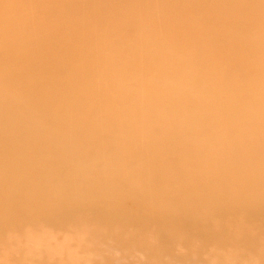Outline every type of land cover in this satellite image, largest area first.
Returning a JSON list of instances; mask_svg holds the SVG:
<instances>
[{"label":"bare ground","instance_id":"obj_1","mask_svg":"<svg viewBox=\"0 0 264 264\" xmlns=\"http://www.w3.org/2000/svg\"><path fill=\"white\" fill-rule=\"evenodd\" d=\"M252 1L0 0V218L8 217L13 200L21 206L32 204L36 213L60 212L67 217L87 204L96 206V194H81L80 188L95 183L97 174L92 168L100 163L101 154L111 149L113 156L124 154L127 162L136 163L147 159L149 166L160 157L162 163L153 170L155 174L166 167L164 158L174 157L176 163L171 164L183 165L181 173L186 174L172 192L176 205L193 200L191 194L180 191L184 183L232 162V151L219 159L214 157L208 141L213 136L220 140L230 133L237 139L240 144L232 146L233 153L247 165L243 173L239 169L234 176L238 183L254 180L255 172L259 174L264 168V154H253L261 136H249L258 133L264 118L243 119L236 115L234 100L229 102L223 95H241L236 90L240 71L232 67L234 62L227 53L237 50L244 57H261L264 52V20H260L264 19V9L254 8ZM255 20L263 26L245 31V25ZM68 21L71 28L66 31L61 25ZM219 39L226 45H219ZM196 42L211 52L204 57L206 65L189 63L195 58L191 46ZM54 54L57 56L52 58ZM53 62L58 63L54 66ZM55 68L65 69V75ZM216 69L226 72V77L219 80L214 75ZM246 71H250L246 91L264 102V69L249 65ZM200 80L204 81L202 91L193 94V85ZM197 101L205 106H230L232 110L214 107L213 111H199ZM127 109L132 111L125 118L122 114ZM166 112L176 115L173 125L166 124ZM149 120L162 135L139 137L136 147L135 131L141 123L148 129ZM217 122L220 128L206 130L207 125ZM114 131H127L133 141L118 138L112 145L100 141L108 140ZM51 134L58 136L51 138ZM143 144L151 153L149 158L141 156ZM245 145L249 150L243 156ZM44 155L55 162L72 160L53 165L43 160ZM201 155L204 159L196 162V158H203ZM210 165L213 168L209 169ZM133 173L130 180L118 179L123 188L97 193L105 206L127 204L131 195L127 187L140 191L138 177L142 171ZM58 177L68 181L65 190L41 181ZM175 179H168L164 185ZM78 182L80 187L75 190L73 184ZM257 189L259 194L264 191ZM139 195L132 194L135 198ZM159 197L156 190L149 200L158 203ZM53 198L60 199L59 206L52 205ZM162 208L159 204L154 212ZM222 211L231 214L234 210L228 204ZM100 218H95L94 227L101 225ZM260 218L264 229V218ZM176 220L179 231L193 240L186 225L197 229L200 220ZM214 241L225 244L221 246L229 243ZM246 246L258 250L251 244Z\"/></svg>","mask_w":264,"mask_h":264},{"label":"rangeland","instance_id":"obj_2","mask_svg":"<svg viewBox=\"0 0 264 264\" xmlns=\"http://www.w3.org/2000/svg\"><path fill=\"white\" fill-rule=\"evenodd\" d=\"M252 5L254 8L264 9L263 1L254 0ZM258 21L246 24L245 31L263 26ZM61 26L67 31L71 28V23L68 21ZM218 44L225 46L226 42L219 39ZM191 49L195 58L190 59L189 63L198 66L206 65L207 60L204 57L211 52L200 47L197 42L192 44ZM261 55V57H244L237 50L227 53L229 61L234 62L235 67H232L240 71L237 72L236 90L240 91L241 95L231 97L224 92L223 95L229 102L234 100L236 115H241L243 119L249 118L257 121L259 118H264V102H258L260 99H256L253 93L246 91L250 74V71L246 70L249 65H257L260 69H264V52ZM55 56L57 54H54L52 58ZM56 63L58 62H53L54 66ZM198 68L202 67L194 69ZM55 69L59 71L60 68ZM60 70L62 75H65V69ZM214 75L222 80L224 75L226 77V72L216 69ZM203 86V80L197 81L193 85V94L202 91ZM102 92L107 93L106 90ZM195 105L199 111L206 108L207 112L213 111L214 107H219L218 105L205 106L198 101ZM219 110L231 111L232 109L230 106H220ZM131 111L127 109L122 116L126 118L125 115ZM165 116L166 124L173 125L176 115L166 112ZM107 117L109 118V115ZM135 118L137 119L138 116ZM230 118L233 119L234 116L230 115ZM148 122V129L142 128L141 123L135 131L134 145L136 147L139 144L135 140L139 137L150 135L160 137L162 135L160 128L153 126L151 120ZM230 122L231 120H228L227 125ZM212 127L220 128L221 124L220 122L210 123L206 130L210 131ZM257 131V134L249 136H261V138L258 137L260 142L254 148V155L264 154V122ZM109 135L111 137L108 140L101 139L100 141L106 144L116 142L118 138L133 141L127 131H114ZM57 136L51 134V138ZM224 136L220 140L219 136L210 137L209 145L217 159L225 152L229 155L232 151V162L218 168L217 172L210 171L211 175L207 171L205 175L192 179L190 184L184 183L180 191L186 195L191 194L192 201L186 199L185 202L176 205L172 200L174 198L172 192L179 187L178 182L182 183L186 175L181 173L183 165L171 164L175 162L174 157L164 158L166 167L159 169V172L155 174L153 170L158 169L162 163L160 157L155 164L149 166L147 159L136 163L127 162L124 154L120 157L117 154L113 156L114 150L112 149L101 154L100 163L92 168L97 174L94 177L96 178L95 183L80 188L81 194L89 191L93 195L96 194L99 200L96 206L91 203L87 204L82 211L67 217L65 214L61 215L60 212H53L50 215L36 213L32 210L34 207L32 204L21 206L13 200L9 203L8 217L0 218V264H264V229L260 227L262 223L260 216L264 218V191L260 194L255 191L259 190L258 187L264 188V168L259 174L255 172L254 180L238 183L234 174H238L239 169H242L243 173L247 163L245 160L238 161L239 154L233 153L232 146L240 144L237 139L230 133ZM149 142L148 138L147 143ZM226 144H229L227 148ZM191 147L195 145L192 144ZM141 150H143L141 156L149 158L151 153L146 151V144L142 145ZM248 150L246 145L242 148L243 156ZM202 159L204 157L196 158V162ZM43 160H49L55 165V163H70L72 159H57L55 162L49 155H44ZM211 168L213 167L210 165L209 169ZM226 169H230V173H227ZM136 170L142 171L141 176L138 177L140 191L136 192L133 188L127 187L131 194L127 204L105 206V202L99 198L97 193L107 191L112 187L114 189L118 186L123 188V185L118 183V179L130 180L132 176H135L133 172ZM57 174L62 176L63 172L57 170ZM170 178L178 179L170 180L164 185V182ZM44 179L41 180L43 184L58 186L64 190L69 185L68 181L61 180L60 177L54 181L49 179L44 181ZM80 183L73 184L75 190L79 189ZM156 190L160 191L159 202L151 203L149 196ZM133 193L140 195L135 198L132 196ZM206 194L212 198L208 199ZM169 201L170 207H166ZM51 203L53 206H59L60 199L53 198ZM159 204H162L163 208L156 213L154 208ZM228 204L234 210L231 214L222 211L225 205L228 207ZM131 205L136 206L129 209ZM97 216H101L100 220L105 221L100 223L99 220L101 225L94 227L93 223ZM176 218H184L187 221L200 220L197 229L188 223L186 225V231L192 234L193 240H187L182 234L183 230L179 231ZM247 239L250 243L246 242ZM214 240L232 242L233 245L228 243L226 246H221L225 244ZM246 244H251L258 250L254 252L252 247Z\"/></svg>","mask_w":264,"mask_h":264}]
</instances>
